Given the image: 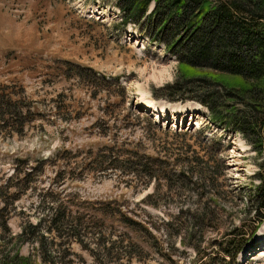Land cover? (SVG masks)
I'll return each mask as SVG.
<instances>
[{"label":"rangeland","instance_id":"rangeland-1","mask_svg":"<svg viewBox=\"0 0 264 264\" xmlns=\"http://www.w3.org/2000/svg\"><path fill=\"white\" fill-rule=\"evenodd\" d=\"M119 14L115 0H0V256L200 264L239 237L236 264H264V250L253 256L264 209L253 223L251 196L261 156L196 101L154 98L178 62L148 30L120 25ZM205 73L228 82L188 74ZM143 101L187 111L155 120ZM199 129L220 142L208 162L213 184L175 176L181 152L207 160Z\"/></svg>","mask_w":264,"mask_h":264},{"label":"trees","instance_id":"trees-1","mask_svg":"<svg viewBox=\"0 0 264 264\" xmlns=\"http://www.w3.org/2000/svg\"><path fill=\"white\" fill-rule=\"evenodd\" d=\"M115 7L120 25L132 22L148 30L150 38L162 41L164 49L178 62L179 71L173 81L152 89L151 95L168 101H196L208 111L211 122L232 126L261 156L251 194L256 201L253 223H258L262 214L258 207L264 209V0H115ZM193 68L226 75L228 82L211 79L206 73L190 76ZM209 79L217 87H209ZM191 82L194 87L187 88L186 84L193 85ZM193 91L197 95L189 94ZM199 132L198 149L207 154V160L181 152L179 165L183 168L175 176L188 180L197 175L203 183L211 179L213 184L214 166L208 162L216 159L220 142L205 138L202 129ZM205 169L209 171L206 176ZM147 173L154 177L148 169ZM255 227L247 232L245 241ZM242 239L219 242L213 256L206 255L207 260L204 258L200 264H236L235 257L245 243ZM18 260L17 252L0 256V264H21Z\"/></svg>","mask_w":264,"mask_h":264},{"label":"bare ground","instance_id":"bare-ground-1","mask_svg":"<svg viewBox=\"0 0 264 264\" xmlns=\"http://www.w3.org/2000/svg\"><path fill=\"white\" fill-rule=\"evenodd\" d=\"M141 104V107H143V108H145V109H147V110H151L152 112H153V114H154V118H155V120L157 119V120H160V118L162 119V118H168V114H169V112H170V114H172L173 116L175 115V114H177V117H179L178 115L179 114H181V113H183V112H185V111H187V109L186 108H184V109H177V108H174V107H171L170 109H169V111H167V109L165 108V109H159V108H156V107H153L148 101H143V102H141L140 103ZM175 117V116H174ZM176 118V117H175ZM258 248H260V249H258L257 250V252H255L254 254H253V256L254 255H256V254H259L260 252H262V250H264V237L263 238H261V239H259V243H258ZM251 254V255H252Z\"/></svg>","mask_w":264,"mask_h":264},{"label":"water","instance_id":"water-1","mask_svg":"<svg viewBox=\"0 0 264 264\" xmlns=\"http://www.w3.org/2000/svg\"><path fill=\"white\" fill-rule=\"evenodd\" d=\"M175 125H177V123L175 122Z\"/></svg>","mask_w":264,"mask_h":264}]
</instances>
